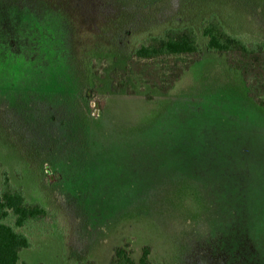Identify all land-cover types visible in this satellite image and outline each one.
<instances>
[{"label":"rangeland","instance_id":"1","mask_svg":"<svg viewBox=\"0 0 264 264\" xmlns=\"http://www.w3.org/2000/svg\"><path fill=\"white\" fill-rule=\"evenodd\" d=\"M213 14L264 42V0H0V188L56 215L18 264H264V109L206 49ZM185 26L202 56L167 94L128 75Z\"/></svg>","mask_w":264,"mask_h":264},{"label":"trees","instance_id":"2","mask_svg":"<svg viewBox=\"0 0 264 264\" xmlns=\"http://www.w3.org/2000/svg\"><path fill=\"white\" fill-rule=\"evenodd\" d=\"M201 34L206 49L224 57L229 69L239 73L248 96L264 109V42H246L229 33L218 16L204 20ZM203 48L191 26L168 28L158 36L140 42L127 61L132 79L160 94H167L200 60ZM92 90L84 89L82 98L89 103ZM56 221V215L39 203L26 200L21 189L11 185L7 173H2L0 188V264H18L20 253L32 243L25 233L34 226L42 227ZM151 249L145 246L138 264H153ZM114 264H136L123 249L115 252Z\"/></svg>","mask_w":264,"mask_h":264}]
</instances>
